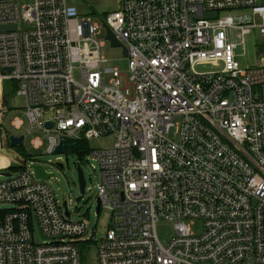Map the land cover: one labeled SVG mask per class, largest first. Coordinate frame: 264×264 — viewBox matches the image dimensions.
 Returning <instances> with one entry per match:
<instances>
[{
	"label": "built area",
	"instance_id": "1",
	"mask_svg": "<svg viewBox=\"0 0 264 264\" xmlns=\"http://www.w3.org/2000/svg\"><path fill=\"white\" fill-rule=\"evenodd\" d=\"M7 24L0 83L24 98L26 132L45 136V153L60 139L63 151L70 141L112 142L84 150L97 164L95 216L109 212L98 238L87 218H72L74 204L55 198L50 177L35 176L33 164L51 173L45 164L24 155L5 170L0 264H79L78 245L92 243L98 264H264V0H118L100 16L66 0H0ZM106 28L125 48L124 72L101 68ZM251 32L262 55L239 69L233 50ZM200 62L218 68L198 72ZM160 222L170 228L164 243Z\"/></svg>",
	"mask_w": 264,
	"mask_h": 264
},
{
	"label": "rangeland",
	"instance_id": "2",
	"mask_svg": "<svg viewBox=\"0 0 264 264\" xmlns=\"http://www.w3.org/2000/svg\"><path fill=\"white\" fill-rule=\"evenodd\" d=\"M67 3H73L77 7L80 14H89L91 12L96 13L98 16L102 15L105 11L115 10L118 6V0H66ZM219 15H226L227 12H217ZM244 10H233L229 12V15L241 14ZM97 18V17H96ZM97 39L100 42L99 54L104 58V62L101 63L103 67H116L120 72H124L126 69V61L122 57L120 49L118 47L110 46L109 42L105 39L104 31H100L97 35ZM233 39V38H232ZM244 46L237 45L233 50L235 58L237 60L239 69H246L256 66L259 63V57L262 53H257L258 36L255 32L244 35ZM218 68V64L212 62H200L195 64L194 69L198 72H209ZM121 86L124 87V75L120 76ZM0 89L3 93H7L6 106L3 105L2 99L0 100V153L11 151L12 155L15 153L16 162H19L21 156L29 155L34 157L40 163L47 166V170L53 175L47 179V184L53 192L55 198L61 202L66 200L71 207L73 204L77 210V216L73 219L83 217L87 218L91 225H95V238L104 234V230L109 221V212L107 209L102 208L97 216H95V199L93 184L97 179V164L91 157L86 159L87 151H84L81 155L86 161H80V167L85 181V187H89V190L79 192L76 180V171L74 158L79 155L73 147L77 142L70 141L66 143L64 151L60 153H45V136L38 131H27L24 123V117L22 108L24 107V98L20 95L12 92V83L3 81L0 83ZM1 90V91H2ZM2 93V94H3ZM6 96H4L5 98ZM15 119L21 121L19 128L13 126L12 122ZM14 136H22L21 144L18 146H8L6 134L3 130ZM37 138L40 141L38 147L32 146V140ZM112 139L110 137H98L85 141L82 144V148L95 150L105 149L111 146ZM11 149V150H9ZM89 150V151H90ZM4 154V153H3ZM1 156V155H0ZM19 156V157H17ZM56 158H59V162L62 163V167H58L55 162ZM13 169L18 167V163L13 164ZM12 170V168H11ZM3 176L0 175V178ZM71 194V195H70ZM74 202V203H73ZM0 207L7 208L9 205H1ZM195 227V226H194ZM193 227V228H194ZM32 238L33 241L39 242L40 237L38 235L35 224H32ZM155 233L161 243H164L169 235L170 228L164 222H160L155 227ZM80 252L79 264H98L96 260L95 245L92 243L85 248L83 244L78 245Z\"/></svg>",
	"mask_w": 264,
	"mask_h": 264
},
{
	"label": "water",
	"instance_id": "3",
	"mask_svg": "<svg viewBox=\"0 0 264 264\" xmlns=\"http://www.w3.org/2000/svg\"><path fill=\"white\" fill-rule=\"evenodd\" d=\"M15 28L14 24H7V25H0V31H5V30H12ZM105 39L109 42L110 46L112 47H118L120 49L121 55L124 58L125 57V48L124 46L119 43L113 36V34L109 31V29H105ZM45 127L49 128L51 126V124L49 122H46ZM7 141H8V146L10 147H14V146H18L21 144V140H22V136H14V135H7L6 136ZM63 140L60 139L58 141V144L56 145L55 149L53 150L52 153H60L63 151ZM59 167L61 166L60 163H56ZM32 168L34 169V174L37 178L40 179H46L48 177L52 176V173H47L44 171V167L42 165L39 164H33ZM75 171H76V180H77V187L80 193L83 192V188H84V178H83V174L81 171V168L77 165L75 167ZM9 172L7 171H0V175L1 176H6L8 175ZM63 209H65V202L61 203ZM98 210V202L96 200V205H95V211ZM65 213H67V211L65 210Z\"/></svg>",
	"mask_w": 264,
	"mask_h": 264
},
{
	"label": "crops",
	"instance_id": "4",
	"mask_svg": "<svg viewBox=\"0 0 264 264\" xmlns=\"http://www.w3.org/2000/svg\"><path fill=\"white\" fill-rule=\"evenodd\" d=\"M1 90L2 89H0V100L3 97L2 103H3L4 106H6L8 104V102H7V96H8L9 93H8V91H7L8 94L7 93H3V90L2 91ZM4 96H6V97L4 98ZM5 134H6L5 136L8 135L6 132H5ZM9 150H11V149H9ZM0 155H1L0 156V171L9 170V169H11L12 166H14L13 165L14 163H17L16 162V159L14 157L16 155H15V153H13V155H14L13 156L12 153H11V151H9V152H1ZM17 157H19V156H17Z\"/></svg>",
	"mask_w": 264,
	"mask_h": 264
},
{
	"label": "trees",
	"instance_id": "5",
	"mask_svg": "<svg viewBox=\"0 0 264 264\" xmlns=\"http://www.w3.org/2000/svg\"><path fill=\"white\" fill-rule=\"evenodd\" d=\"M76 142H77V144H75L73 149L77 150L76 152L78 154H81L82 152H84V150H86V148L85 149L82 148V144H84V141H76ZM11 168L13 169V166ZM9 170H11V169H9Z\"/></svg>",
	"mask_w": 264,
	"mask_h": 264
}]
</instances>
